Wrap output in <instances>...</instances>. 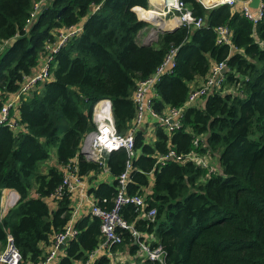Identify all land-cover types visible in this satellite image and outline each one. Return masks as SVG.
<instances>
[{
  "label": "trees",
  "instance_id": "1",
  "mask_svg": "<svg viewBox=\"0 0 264 264\" xmlns=\"http://www.w3.org/2000/svg\"><path fill=\"white\" fill-rule=\"evenodd\" d=\"M39 1L42 7L31 19L32 5ZM183 1L202 25L161 31L154 44H141L136 34L148 23L138 18L155 22L147 0H0V108L23 76L38 67L44 40H52L51 33L62 25L81 24L52 55L49 77L16 102L14 126L0 124V193L9 188L18 195L0 219V251L9 235L19 264L43 259L39 244H49L71 218L68 192L50 198L62 166L74 164L86 184L102 171L78 153L82 136L93 127V103L109 99L115 131L125 134L135 112L132 90L171 47L176 48L173 66L154 84L151 110L162 115L167 108H181L179 125L166 131L155 121L151 142L142 126L133 131L125 189L127 195H143L145 205L136 210L125 204L117 214L148 236L151 247L163 249L165 264H264V0L255 24L227 4L205 8L197 0ZM220 25L229 29L230 44H215ZM223 60L220 83L183 106L199 85L190 84L196 78L202 82L211 63ZM50 147H55V162L43 170ZM168 149L206 156L213 170L187 160L155 165L153 155ZM126 159L123 149L108 152L104 164L112 182L87 188L100 208H111ZM150 208L152 220L144 215ZM72 228L76 234L58 250L54 264L81 262L99 242L96 216L81 215ZM116 232L121 241L111 251L126 247L136 254L130 231L119 227ZM107 263L105 254L95 259V264Z\"/></svg>",
  "mask_w": 264,
  "mask_h": 264
},
{
  "label": "built area",
  "instance_id": "2",
  "mask_svg": "<svg viewBox=\"0 0 264 264\" xmlns=\"http://www.w3.org/2000/svg\"><path fill=\"white\" fill-rule=\"evenodd\" d=\"M197 1L201 3L200 0ZM158 2L157 6L147 8L156 12V17L159 21L152 22L146 20V23L155 27V30L151 28L148 29L149 31L141 38L144 43H150L152 41V38H149L152 33H154L156 38V31L159 30H170V28L172 29V27L178 26L198 28L202 25V18L193 15L183 0H158ZM207 2L208 4L205 3L207 4L206 6L212 7L218 4H227L234 7L236 4H239L237 8L238 11L252 24L258 22L262 17V3L260 1L257 8L254 10L248 7L249 0H210ZM41 6V1L35 2L32 5V10L30 12L31 19L38 14L39 7ZM96 8H98V5H94V9ZM135 8L138 7H134V14L138 18ZM80 25L81 24L62 25L55 32L51 33L52 40L46 39L45 42H43L45 55L34 71L23 76L17 91L6 98L0 108V124H6L9 127L14 126V119H10L8 116L9 108L21 97L26 96L38 82L46 80L49 77V64L52 55L68 40V38L79 32L81 28ZM145 28L146 26L142 29ZM214 42L219 45L230 44V31L226 26L220 25L215 28ZM1 47L2 45L0 48ZM175 51L176 48L171 47L169 52L164 56L162 63L156 67L153 73L136 83L131 92V100L135 108L134 118L132 121V127L125 134H118L115 131L109 99L105 98L104 100H97L91 107L90 121L93 127L82 136L79 142L78 153L81 154L85 160L97 162L101 165V170H105L106 172L107 168L105 167L104 160L108 152L123 149L126 153L127 159L124 162L122 172L119 173L116 178V193L112 200L111 208H100L94 201L90 203V211L88 214L96 216L99 220V242L92 250L87 252L83 261L76 264H95V259L99 255H107L111 253V247L121 241L120 235L116 232V229L119 227L130 231L133 242L136 243L138 247V253L142 255L139 264H145L142 262L143 259L149 262L156 261L158 264H165L163 261V249L159 245L151 247L148 243V236H142V234L132 229L131 225L125 223V221L119 217L117 212L119 207L125 204H131L136 210H141L145 205L143 195H127L125 189L126 184L129 181V172L132 169L130 159L134 155L133 131L137 127L143 125L146 116L155 119V121L163 126L166 131L179 125L181 108H167L162 115H156L151 110V98L154 96V84L162 73L171 70ZM224 70V60L216 63L212 62L204 80L197 87L190 90L183 106L192 104L198 99H201L206 92L217 86L222 80ZM193 144H196V140H193ZM153 156L155 157V165H162L168 160H174L177 162L187 160L193 161L206 168L208 173L213 170L212 164H210L206 156H200L193 151L188 152L185 155H180L175 154L173 150L168 149L163 154H154ZM61 171V181L52 192L50 198H59L65 191L68 192L69 198H71L72 194L78 192H81V197L83 198L86 190L84 187L85 181L79 178L75 173V165L65 164L62 166ZM17 198L18 195L13 189L3 188L1 190L0 219L4 216L5 211L13 206ZM76 209L77 208H73L71 210V218L64 228L50 238L48 244L49 249L45 253L43 259L39 260L36 264H52L57 256L58 244L66 237L68 239L74 237L76 231L72 228L71 220ZM144 215L149 220H152L154 209L150 208L146 210ZM19 261V252L13 246L9 235H6V243L0 251V264H19Z\"/></svg>",
  "mask_w": 264,
  "mask_h": 264
},
{
  "label": "crops",
  "instance_id": "3",
  "mask_svg": "<svg viewBox=\"0 0 264 264\" xmlns=\"http://www.w3.org/2000/svg\"><path fill=\"white\" fill-rule=\"evenodd\" d=\"M201 1V5L203 7H205L208 2H205L206 0H200ZM209 1V0H208ZM147 3H148V7L147 8H151V7H154V6H157L158 5V0L156 1H150V0H147ZM207 3V4H205ZM239 5V4H238ZM238 5L236 4L235 9L238 8ZM42 7V6H41ZM39 7V9L41 8ZM206 8V7H205ZM149 11V9H148ZM150 13V11H149ZM84 19V18H83ZM146 34L145 32V29H140L137 34H136V39L139 41V43L141 44H146L144 43L141 38ZM36 69V68H35ZM34 69V70H35ZM193 83L195 84H200L201 83V80L199 78H196L195 81H193L190 85H192ZM194 84V85H195ZM200 100V99H199ZM198 101V100H197ZM94 109V107H93ZM16 111V109H15ZM17 113V111L15 112ZM8 116H9V110H8ZM10 119H13V117H10ZM152 124L148 122V117L146 116L145 117V122L143 123L142 125V129L144 130L145 132V140L146 142H151L153 140V132H152ZM50 158L47 159L44 163H43V170H44V167L47 166V165H51L55 162V153H54V150L51 152L50 154ZM108 178H109V174L108 172H106L105 170H103L100 174L96 175L95 178H93L89 184H86L85 182V185L84 187L86 188L85 190V196L82 198L81 197V192H78V193H74L72 194L71 198H70V203H71V206H72V209L73 208H77L75 211H74V215H73V218H72V222L77 219L78 217H80L81 215H86L89 213L90 211V203L92 201H94V198L92 197L91 194H89L87 192V188L89 186H95L98 182H109L108 181ZM8 210V209H7ZM6 210V211H7ZM5 211V213H6ZM4 213V215H5ZM39 246L42 248L43 252L46 253L47 250L49 249L48 247V244L45 245L44 243H40ZM140 255V253H137L134 254V255H131L127 252L126 250V247L123 248V249H119V248H116L114 251H111V253L107 254V257H108V263L107 264H134V262L136 261L137 256ZM142 256V255H141ZM135 260V261H134ZM55 263V262H54ZM53 263V264H54Z\"/></svg>",
  "mask_w": 264,
  "mask_h": 264
},
{
  "label": "rangeland",
  "instance_id": "4",
  "mask_svg": "<svg viewBox=\"0 0 264 264\" xmlns=\"http://www.w3.org/2000/svg\"><path fill=\"white\" fill-rule=\"evenodd\" d=\"M154 29L155 30V27H153V26H151V25H146V28H145V32L147 33L149 30L148 29ZM159 32H161L160 30L159 31H156V35L159 33ZM149 38L151 39L152 38V41L150 42V43H153L155 40H156V38H155V35H154V33H152L150 36H149ZM44 42H45V40H44ZM154 44V43H153ZM40 64V63H39ZM32 71H34V69L32 70ZM31 71V72H32ZM15 106H16V103H14L10 108H9V116L10 117H13V119H15V120H17V118H18V113H15L16 111H15ZM148 122L149 123H151L152 124V126H153V123L155 122V119H153V118H150V117H148ZM55 151V147H50L49 148V158H50V154H51V152L52 151ZM48 158V159H49ZM209 160V159H208ZM45 162V161H44ZM44 162H42V163H44ZM209 162H210V160H209ZM102 172V171H101ZM100 172V173H101ZM99 173V174H100ZM98 175V174H97ZM108 183H111L112 182V177L109 175V178H108ZM141 256V255H140ZM135 261V260H134ZM134 264H139V259H136V261L134 262Z\"/></svg>",
  "mask_w": 264,
  "mask_h": 264
},
{
  "label": "water",
  "instance_id": "5",
  "mask_svg": "<svg viewBox=\"0 0 264 264\" xmlns=\"http://www.w3.org/2000/svg\"><path fill=\"white\" fill-rule=\"evenodd\" d=\"M259 1L260 0H249L248 2V7L251 8L252 10H254L255 8H257L258 4H259ZM209 7H212V6H206V8H209ZM144 22H146V20H143V19H140ZM176 27H172V29L170 28V30H165V31H171L173 29H175ZM163 31V30H162ZM68 241V238H64L57 246V249L58 250H61L64 246V244Z\"/></svg>",
  "mask_w": 264,
  "mask_h": 264
},
{
  "label": "bare ground",
  "instance_id": "6",
  "mask_svg": "<svg viewBox=\"0 0 264 264\" xmlns=\"http://www.w3.org/2000/svg\"><path fill=\"white\" fill-rule=\"evenodd\" d=\"M150 1H156V0H150ZM207 1H208V0H207ZM207 1H205V2H207ZM209 1H210V0H209ZM149 11H150V14H151L153 20H154L155 22L159 21L158 18L156 17V12H155L154 10H151V9H149ZM171 24H172V23H171ZM163 25H165V24H163ZM101 100H104V99H101Z\"/></svg>",
  "mask_w": 264,
  "mask_h": 264
}]
</instances>
